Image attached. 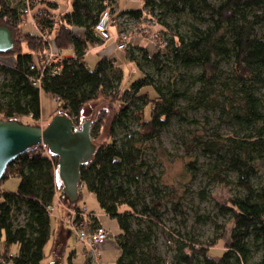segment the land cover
<instances>
[{"label":"trees","instance_id":"obj_1","mask_svg":"<svg viewBox=\"0 0 264 264\" xmlns=\"http://www.w3.org/2000/svg\"><path fill=\"white\" fill-rule=\"evenodd\" d=\"M117 1L66 0V5L61 7L58 0H41L45 6L40 8L41 13L37 16L42 29L52 32L51 17H58L60 27L54 32L53 44L64 51H73V56L66 57L61 72L52 75L30 67L34 53L45 56L49 43L29 23L28 29L21 23L27 0H19L17 4L12 0H0V26L9 28L14 40L13 47L0 53V58L15 57L12 66L0 61V70L7 76L0 83L2 118L20 120V117L28 116L40 120L41 90H44L58 98V113H67L80 126L87 104L101 96L107 100V106L92 121L91 134L95 142L101 136L102 125L113 113L109 134L100 144L95 142L94 155L80 167L83 188L79 190V200L83 189L87 188L96 195L101 208L118 219L121 228L117 236L121 249L118 264H146L151 253L141 252L140 245H150L151 235L135 231L132 220L145 218L155 226L162 223L161 207L167 201L163 186L167 183L155 174L145 157V150L150 141L160 138L172 117H184L181 99H189V104L194 107H203L212 101L203 89L194 95L190 89H181L176 84H158L150 72L140 75L129 88H124L123 70L115 59L103 56L94 68H90L85 57L90 47L105 41L97 33V26L106 16L115 17L117 12L137 20L144 12L153 16L156 10L160 14L188 12L201 18L208 13L214 26L207 30L197 28L193 38L169 28L171 38L166 40V52L162 54H151L147 48L137 46L144 51L142 58L152 62L159 74L167 68L166 60L170 58L186 67L202 66L196 81L206 87L219 83L222 89H230L232 95L224 93L219 106L231 122L249 130L248 133L237 130L234 137L220 135L217 140L198 142L206 154L218 155L223 168L236 173V185L242 193L221 207L222 213H231L234 221L221 255L214 254L208 247L186 243L184 245L191 252L180 254V257L187 264H194L196 260L198 264H264V184L257 186L252 181L258 173L259 162H264V124L256 126L258 121L264 123V100L255 86L257 82H264V38L257 35L264 12H254L250 16L252 11L264 8V0H221L217 6L210 0H144L142 7L123 8L120 12L116 9ZM225 28L231 36L229 47ZM24 43L28 51L23 50ZM127 48L130 60L142 69L129 50L131 47ZM162 55L166 60L161 59ZM226 58L234 61L231 83L219 78L221 59ZM38 77L40 84L33 80ZM146 111H149L148 115ZM132 119L138 121L140 128L120 140L116 129L126 126ZM58 160L47 146L40 144L29 148L8 165L0 181V260L12 264H43L44 249L52 235L49 206L55 204L58 183H61L57 173ZM11 177L20 179L16 190L1 185ZM144 184L154 187L156 198H152L151 203H146L141 195ZM60 198L77 206L62 191ZM172 207L182 212L179 199ZM21 213L23 222L19 219ZM96 221L99 222L98 218ZM14 245L18 246L15 252ZM256 253H262L259 261L253 260ZM85 264L93 263L88 258Z\"/></svg>","mask_w":264,"mask_h":264},{"label":"rangeland","instance_id":"obj_2","mask_svg":"<svg viewBox=\"0 0 264 264\" xmlns=\"http://www.w3.org/2000/svg\"><path fill=\"white\" fill-rule=\"evenodd\" d=\"M17 4L19 0H12ZM216 6L221 0H210ZM116 9L139 8L144 5V0H118ZM65 6L66 0H60ZM120 10V11H121ZM119 11V12H120ZM264 12L263 9L252 11L250 16ZM116 18L110 16L109 32L111 37L99 45H93L86 53V63L90 68H94L96 63L103 56L115 59L117 66L123 70L124 88H129L132 81L140 75L150 72L151 77L158 84H176L181 89H190V93L196 94L203 89L212 103L203 107L190 105L189 99H181L180 104L183 110V118L172 117L170 124L163 129L159 139H154L148 143L146 148V159L153 166L155 174L160 175L167 183L164 195L167 193V201L161 207L162 223L151 225L145 218L133 219L132 226L135 231H142L150 234V245L142 243L140 251L149 254L146 264H187L182 261L180 254H188L191 249L184 244H196V246L208 247L217 255H221L226 249L225 243L229 241V234L234 227L231 213H222L221 207L226 205L235 195L241 194L242 190L236 185V173L227 170L220 165L217 154H206L203 146L198 142L204 140H217L220 135L223 137L236 136V131L241 130L248 133L246 128H240L236 122H231L225 112H222L219 103L223 100L224 93H232L230 89H222L219 83L212 87H206L195 77L202 72V66L194 64L186 67L182 63L166 60L162 55L161 59L166 60L167 68L159 74L152 62L142 58L143 49L148 52H166V40L171 38L168 29L194 37L197 28L207 30L212 28L213 21L209 14L195 17L188 12L181 14H160L158 10L154 15L144 12L141 19H136L126 14L118 15ZM28 17L21 20L28 29V23L35 28ZM145 29L139 30L140 27ZM226 26V25H225ZM120 32L130 35L129 50H132L134 57L141 63V68L136 62L130 60L126 48L118 49L117 40ZM122 34V33H121ZM224 34L227 37L228 47L231 36L229 30L225 28ZM257 35L264 38V21L257 27ZM117 38V39H116ZM23 50L28 51L27 44H23ZM34 53V52H33ZM65 54L72 56L73 51L66 49ZM35 56H38L34 53ZM3 64L12 66L15 63L14 56H8ZM233 59H221L218 69L220 80L231 83L233 71ZM7 76L0 70V83H3ZM115 83L117 80L115 79ZM231 86V85H229ZM257 93L264 100V82L256 83ZM104 97L90 102L83 110V120L93 121L99 111L107 106ZM213 105V106H212ZM148 108V107H147ZM57 102L51 93L41 90V119L35 120L28 116L20 117L25 123H32L45 126L59 111ZM147 115L149 111H146ZM111 113L107 121L102 125L101 136L95 142L100 144L105 141L109 134ZM0 118L2 115L0 114ZM264 124L262 121L256 123L257 127ZM140 124L136 119L127 122L126 126L116 129V136L121 140L127 138L131 131L138 130ZM192 162V164H190ZM194 166V167H193ZM258 173L253 177V183L257 186L264 184V162L258 164ZM20 183L18 177H11L3 181L6 189L16 190ZM58 188L62 191V183H58ZM141 195L145 197L146 203H151L152 198H156L154 187L144 184L141 187ZM181 196V198H180ZM153 199V200H154ZM181 202V211L172 207L175 200ZM172 200V201H171ZM145 202V201H143ZM78 206L85 208L89 213L97 215L99 223L107 230L108 236L98 244L99 252L97 264H118L121 253L117 236L121 233V228L116 217L108 215L100 206L96 195L87 188L83 189L82 198L76 202ZM55 210L52 212V235L45 246V258L43 264H85L88 259V247L85 243L78 241L76 231L70 222L68 208L72 206L69 202L56 200ZM123 210V209H122ZM21 222L24 215H19ZM17 245L13 246V251L17 250ZM1 248V247H0ZM183 248V249H182ZM262 253H256L254 261H259ZM194 264H198L196 260Z\"/></svg>","mask_w":264,"mask_h":264},{"label":"water","instance_id":"obj_3","mask_svg":"<svg viewBox=\"0 0 264 264\" xmlns=\"http://www.w3.org/2000/svg\"><path fill=\"white\" fill-rule=\"evenodd\" d=\"M14 45L9 28L0 26V53ZM92 121L77 126L67 113H57L45 126L25 123L17 119L0 118V181L8 165L33 146L45 145L59 157L57 173L62 192L71 203L79 200L80 167L94 155ZM0 264H12L0 260Z\"/></svg>","mask_w":264,"mask_h":264},{"label":"built area","instance_id":"obj_4","mask_svg":"<svg viewBox=\"0 0 264 264\" xmlns=\"http://www.w3.org/2000/svg\"><path fill=\"white\" fill-rule=\"evenodd\" d=\"M45 6L44 2L41 0H27V5L21 13V19L24 21L28 17L34 27L41 32V35L49 43L48 53L45 56L37 57L34 55L33 62L31 64V69H36L40 72H47L49 74L55 75L61 72L64 67V61L67 57L65 51L61 48L54 46V32L60 27V22L58 17H51L53 20V29L52 32H49L47 29H42L40 21L38 19L37 13L40 12V8ZM109 20L110 15L106 16L103 21L97 26V33L100 34L104 40H107L111 37L109 32ZM145 29L140 27L139 30ZM122 33V34H121ZM130 35L120 32V36L117 40L118 49H124L128 47ZM117 39V38H116ZM166 43L164 44V46ZM33 80L40 84L41 78H33ZM58 100V98H55ZM83 188V185L79 184V190ZM50 212H54L55 206H49ZM70 214V222L76 231V236L78 241L85 243L88 247L86 252L88 253V258L92 261L93 264H97L96 260L100 254L98 244L101 243L107 236V230L96 221L98 218L96 214L89 213L86 211V207L82 208L80 206H75L74 204L68 208Z\"/></svg>","mask_w":264,"mask_h":264},{"label":"crops","instance_id":"obj_5","mask_svg":"<svg viewBox=\"0 0 264 264\" xmlns=\"http://www.w3.org/2000/svg\"><path fill=\"white\" fill-rule=\"evenodd\" d=\"M59 1V6H61L62 7V4L60 3V0H58ZM66 5V4H65ZM61 7H59V9L61 8ZM121 10V9H120ZM73 56V55H72ZM8 59V57H5V58H3L2 60H7ZM2 62V61H1ZM3 62H6V61H3ZM2 62V63H3ZM60 193H61V189H59V188H57V193H56V196H55V202H56V200L58 199V201H60V202H64L61 198H60Z\"/></svg>","mask_w":264,"mask_h":264}]
</instances>
